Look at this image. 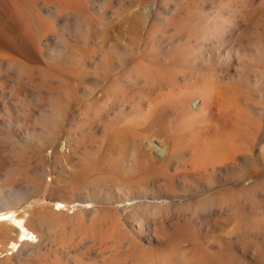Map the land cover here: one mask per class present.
Wrapping results in <instances>:
<instances>
[{
    "label": "rangeland",
    "instance_id": "1",
    "mask_svg": "<svg viewBox=\"0 0 264 264\" xmlns=\"http://www.w3.org/2000/svg\"><path fill=\"white\" fill-rule=\"evenodd\" d=\"M194 14L217 22L212 36L195 31ZM104 39L136 57L159 52L166 66L199 72L218 90L204 97L193 133L178 134L173 121L159 134L170 133V163H132L128 140L99 156L100 140H112L102 126L125 115L119 101L149 92L144 81L100 99L88 92L123 74L92 77L105 66L91 53ZM182 45L201 65L172 60ZM120 47L114 60L128 68ZM76 57L92 61L81 80L60 69ZM213 135L205 160L199 146ZM126 186L134 198L107 200ZM1 197L0 222L24 214L33 234L17 250L4 243L15 232L0 233V264H264V0H0ZM58 200L68 204L54 212Z\"/></svg>",
    "mask_w": 264,
    "mask_h": 264
},
{
    "label": "bare ground",
    "instance_id": "2",
    "mask_svg": "<svg viewBox=\"0 0 264 264\" xmlns=\"http://www.w3.org/2000/svg\"><path fill=\"white\" fill-rule=\"evenodd\" d=\"M143 10L145 11V13L143 12V14L148 15L152 10L151 4H146L145 6H143ZM188 20L191 22H194V26L196 27L195 29L196 32L198 30V31H203L205 34H209V32L216 29L217 22H215L214 20L209 21L205 19L203 16L198 15V14L189 16ZM188 20H186V23L180 20V23L183 24L184 22L185 24H187ZM217 29L219 30V28ZM104 40H105L104 43H102L98 49L92 48L91 50V53H97L100 51L103 55L102 59L105 64L101 73L93 74L92 77L95 80H100L103 77L111 80L115 72H118V73L123 72V74L117 75L118 79H116L114 83L109 84L110 82L109 81L107 88L103 86L97 90V87L96 88L93 87L92 90H88V92H91L92 95L100 99L103 96H108L109 89L111 92L116 93L117 92L116 90L119 89V86H121V84L129 83V85L137 86L138 81H144L145 86L148 88L146 89L149 90V92H148V95L144 94L143 96H139L137 97V100L130 102V103L128 102L127 97H126L127 100L119 101L117 109L121 110L122 113L125 115L122 118L119 117V120H114L109 117L110 126H105V125L102 126L105 129V132L110 131V136L112 137V140H106V139L100 140L101 141L100 144L102 146V153L99 156H102V157L103 155L106 156L107 154H104V152L107 150L109 152L112 151L113 146L111 145V143L116 144L117 140L125 143L126 140H128L130 141L133 147L130 153V156H131L130 158H131L132 163L135 164V161L137 159H140L142 162H147V163L150 162L151 164L170 163V161L174 160V158L176 157V154H173L174 151L172 150V148L170 146H166V144H168V141L166 139L169 138L170 133L168 132L167 134L163 135L165 139L159 137V134L161 132H165L168 128H171L173 121L175 122L176 126L179 129L177 131L178 134L182 133L183 131L186 133H190V132L193 133L195 127L199 125L205 118L204 114H202V110L205 104L204 97L206 98V96L210 94H215L216 91L218 92V90L214 89V83L213 81H211L209 77H203V75L202 76L199 75L200 74L199 72H198L199 74L194 73V75H192L190 73V75H186L181 70H177V68L174 65H173L174 67L166 66L168 64L169 59L168 57L167 58L161 57L162 55H159L160 54L159 52L158 54H156L157 56L154 55L155 58L150 57L148 53H142V54L139 53L138 56L136 57V56H133L134 54L133 48L130 47L128 44H123V47H120V45L110 42L109 39H104ZM119 47L123 48L124 52H129L130 54V60H131L132 65L128 68H126L127 59H123V60L119 59L118 61L114 60L116 50ZM183 47L184 46L182 45L181 50L177 49V51L180 50L179 52L175 53L176 50L173 51L175 54L171 56L172 60L175 61L176 58H180L177 60L178 62L184 65L188 63V65L193 68L195 66L201 65V63H197L195 61V58L192 54V51H193L191 49L192 46L188 47L189 49L183 48ZM179 48H181V46ZM78 54L82 55L83 53L79 52ZM140 57H142L143 59H139ZM90 64H92V61L85 60L83 59V57L82 58L76 57L70 62L65 63V65H62L60 69L67 70L69 77L81 80L84 76L90 74V71H89ZM165 72L168 74V77L164 74ZM59 80L61 81L62 77H60ZM184 83L185 84L189 83V84L187 85V88L183 89L181 87L183 86ZM200 98H202L201 102H200ZM226 104H228L229 106L228 109H230L231 103L227 101ZM114 114H117V113H114ZM57 115L59 116L60 113H58ZM114 117H116V115H114ZM194 134H196V132H194ZM144 135H147V137H145ZM213 137L209 138V140L206 139L205 141H203V144L199 146L200 148H202L200 151V154L202 151H205L206 153V156L203 157L204 159L208 156L207 155L208 152L213 150L214 148L213 146L216 144V141H218L215 135H213ZM196 141H197L196 138H192L193 145L197 143ZM66 145L67 144L63 143L61 148L64 150H67L68 145L67 146ZM217 145L218 143L216 144V147ZM137 146L138 148H135ZM68 148L70 151L71 147L69 146ZM65 154L66 153L63 152L62 155H60V157L66 156ZM110 157L111 158L109 162H111V164L113 163L115 164L118 162V160H116L115 158H112L111 155ZM90 163H87V164H90ZM118 163H119L118 164L119 167L121 166V168L118 169L119 172H122L123 170H125V161L121 160ZM93 171H95V169H93ZM126 189H127L126 191H123V188L116 189L115 190L116 196H113L111 194V196L107 197V200H113L114 198L115 199L114 202H119V201H123L124 199L129 200V199L134 198L132 197L131 193L128 191L129 188L127 186H126ZM141 196L147 197L146 194H143ZM4 200H5L4 197L0 198V201L3 202ZM145 203L146 202H142V201L137 202L131 205V207L138 208L144 205ZM67 204L68 203H66L63 200H58V201L52 202L50 205L48 203H46L45 205H49V207L54 212H57V211L61 212ZM226 207H229L228 203L226 204ZM1 215L2 214L0 213V221L3 220ZM29 220L30 218L22 214V215H11L5 222H0V233L2 234L3 240L5 238L8 239L9 237L8 234L10 232L9 231L7 233L8 230L15 232L14 240L8 239L7 241L5 242L2 241V242H4L6 246L8 244H11L12 249L17 248V250H20L21 247L24 248L25 244L28 243L25 241L26 238L28 236H32L33 234L31 228L28 225ZM18 243H20L19 246H17Z\"/></svg>",
    "mask_w": 264,
    "mask_h": 264
}]
</instances>
